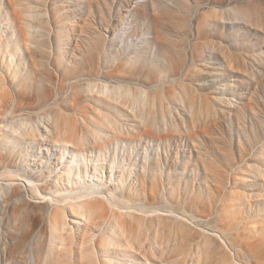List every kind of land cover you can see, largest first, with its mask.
<instances>
[{"label": "rangeland", "instance_id": "1", "mask_svg": "<svg viewBox=\"0 0 264 264\" xmlns=\"http://www.w3.org/2000/svg\"><path fill=\"white\" fill-rule=\"evenodd\" d=\"M18 1L23 5L0 0V39L8 36L6 42L26 35L29 12L43 6L39 0ZM45 3L51 16L74 36L82 35L86 50L91 35L102 30L109 50L126 62L151 60L162 73L169 68H178V76L185 72L188 84L181 98L161 103L159 90L145 103L143 93H138L129 121L134 129L124 137L128 144L138 142L132 152L138 172L144 155L155 161L159 153L168 157L161 178L164 186L158 191L152 176L145 186L157 191L155 208L174 209L184 222L166 211L161 220L135 222L126 234L118 228L120 248L154 257L138 264H264V0ZM30 42V37L25 39L36 52ZM184 46L191 57L176 67ZM17 48V58L29 50L26 45ZM124 68L131 69L127 64ZM148 69L137 64L143 83L153 77L145 74ZM175 90L179 93L180 87ZM84 93L91 96L82 103L94 115L111 110L115 102L91 88ZM123 99L130 100V95ZM129 106L124 103L123 111L131 110ZM145 121L154 135L140 125ZM125 162L129 167L131 160L126 157ZM20 255L19 249L12 250L4 264H21L16 261ZM73 264L94 263L81 256Z\"/></svg>", "mask_w": 264, "mask_h": 264}, {"label": "bare ground", "instance_id": "2", "mask_svg": "<svg viewBox=\"0 0 264 264\" xmlns=\"http://www.w3.org/2000/svg\"><path fill=\"white\" fill-rule=\"evenodd\" d=\"M39 1L43 6L28 14L26 35L15 43L6 42L8 36L0 39V264L18 249L21 264H73L81 256L94 264L151 262L154 257L146 251L127 254L130 250L120 248L117 229L126 234L135 222L161 220L166 211L184 221L174 209L155 208L157 191L146 190L151 176L158 191L164 186L168 157L159 153L155 161L146 154L138 172L132 153L138 142L128 144L124 137L134 129L129 121L138 93L145 103L159 90L161 103L181 98L188 84L185 72L162 73L151 60L126 62L109 50L102 30L91 35L86 50L82 35L74 36L51 16L45 0ZM29 37L36 52L25 43ZM17 45L27 46L26 56L17 58ZM184 48L176 67L191 57ZM137 64L149 67L144 72L153 76L150 83H143ZM167 84L173 88L167 90ZM85 88L115 100L111 110L91 114L82 103L91 96ZM126 93L130 100L123 99ZM124 103L131 110L124 112ZM140 125L154 135L146 121Z\"/></svg>", "mask_w": 264, "mask_h": 264}]
</instances>
